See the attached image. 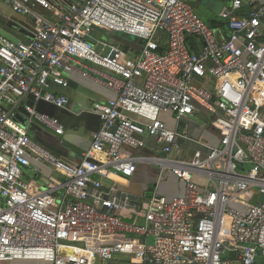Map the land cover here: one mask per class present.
Returning <instances> with one entry per match:
<instances>
[{"label":"built area","instance_id":"built-area-1","mask_svg":"<svg viewBox=\"0 0 264 264\" xmlns=\"http://www.w3.org/2000/svg\"><path fill=\"white\" fill-rule=\"evenodd\" d=\"M4 1L27 17L21 26L28 36L13 34L14 42L0 34V263L128 257L136 264H264V99L254 95L264 91V0H231L220 12L227 36L218 38L185 0ZM96 28L141 38V48L130 55L102 43L97 52L87 40ZM72 73L115 94L94 106L100 125L76 164L28 134L32 120L63 134L61 121L36 104L64 108L68 99L50 83L66 87ZM19 106L28 116L23 126ZM201 112L216 145L182 127ZM145 136L159 154H121L126 146L143 148ZM180 141L193 147L192 156L176 154ZM32 162L63 180L31 192L22 167ZM138 163L158 167L143 202L102 180L128 179ZM168 173L184 184L182 195L159 192Z\"/></svg>","mask_w":264,"mask_h":264},{"label":"crops","instance_id":"crops-1","mask_svg":"<svg viewBox=\"0 0 264 264\" xmlns=\"http://www.w3.org/2000/svg\"><path fill=\"white\" fill-rule=\"evenodd\" d=\"M196 4H203L205 7L215 12H221L229 6L227 0H196ZM6 5V6H5ZM41 17H47L49 20H54L52 16L42 10L37 9ZM219 14V13H218ZM19 14L15 13L4 0H0V30H8L11 34L27 37L26 30L17 24L20 20ZM24 19V18H23ZM24 30V33L16 30V27ZM23 25V24H22ZM223 30L221 33L227 36L226 24H221ZM219 26V25H218ZM102 29H96L100 32ZM126 37V36H125ZM131 41V40H130ZM190 48L197 50V42L193 39H188ZM195 44V46H194ZM135 45H138L137 43ZM191 49V50H192ZM133 53H128L133 55ZM88 66L92 64L85 63ZM68 85L66 87L57 86L50 83V88L59 95H64L68 102L64 108H57L52 104L38 102L36 108L39 112L46 113L52 117L58 118L64 126L63 134L56 135L52 131L43 127L36 120H32L28 124V134L38 144L46 148L48 151L56 154L62 160L76 164L83 152L88 150L91 143V135L97 131L100 125L99 117L93 112L94 106L103 105L107 100L114 98L115 94L97 81L80 76L77 73L68 75ZM26 103H32V98H28ZM17 119L16 123L19 126L27 124V113L23 106L16 108ZM205 112L195 114L192 118H186L182 122V127L190 134L196 136L200 140L210 143L216 142V136L213 130L209 127L210 118ZM209 120V121H208ZM169 127H173L172 121L166 120ZM145 146L143 148L134 149L131 147H123L121 154L123 156L135 155H157L159 154V146L155 141L147 136L143 137ZM193 147L186 141H180V151L177 155L185 157L192 156ZM156 153V154H155ZM104 156V155H101ZM154 165L147 163H138L135 174L128 178H114L116 181L102 179L106 184L117 183L120 190L137 197L141 202L145 201L149 182L155 178L158 169L153 168ZM23 180L26 182L28 189L31 192L43 190L47 182L50 180L62 181L63 176L56 172L51 166L45 163L32 162L31 166L22 168ZM157 172V173H156ZM168 185L160 186L159 192L168 198L180 196L184 192V184L172 175H169ZM61 192V189L57 193ZM151 193V191H150ZM107 237L101 236V240L105 241ZM95 241L94 237L90 239ZM122 261L128 260V257H120ZM114 261V260H113ZM112 264L111 261L106 264ZM130 264H136L129 261Z\"/></svg>","mask_w":264,"mask_h":264},{"label":"rangeland","instance_id":"rangeland-1","mask_svg":"<svg viewBox=\"0 0 264 264\" xmlns=\"http://www.w3.org/2000/svg\"><path fill=\"white\" fill-rule=\"evenodd\" d=\"M185 1L192 6L194 12L197 14V16L206 25H208V26H210V27H212L214 29L215 35L218 38V34L221 33L222 30H223V28L221 27L222 26L221 24L225 23V21L220 16V12H215L213 10H210L209 8H207V6L205 7V5H203V4H199L198 5V4H196L197 3L196 0H185ZM227 2L229 4L231 2V0H227ZM18 16H20L19 17L20 21L17 24L18 25L19 24H21V25L22 24H26L27 17L22 16V15H18ZM18 25L15 26L16 30L19 31V32L24 33V30L21 29V28H18ZM87 40L94 46V48L97 50V52H101L102 47H103L102 43L114 44L117 47H119L120 49H122V50H124L125 52H128V53H133V52L136 53L141 48V45H139L140 46L139 48L137 47V45H135L136 44V39L135 38H133V37H125V36H123V35H121L119 33L110 32V31L105 30V29L100 30V32H97L96 30H94L91 33V35L87 38ZM102 52L103 53L108 52V48H104ZM206 82L207 83L211 82L212 85L216 84V82H215V80L213 78H209V79L208 78H203L202 79V83L204 84ZM256 97L259 98V99H264V92L261 94V96H256ZM259 115H260V118L264 120V105L259 109ZM213 144L216 145V142H214ZM153 168L158 169V167L155 166V165L153 166ZM169 175H170L169 173L165 175L164 180H166V181L162 182L161 188L165 187V185H168L167 182H168L169 177H170ZM156 177H157V174H156L155 178L152 179L149 182L148 189H147V191L145 193L146 196L149 195L150 191L153 189ZM57 196L58 197L62 196V192L57 193ZM261 200H264V196H262ZM226 225H227V222H226ZM225 226H224L223 231H225ZM148 241H151V239L149 238ZM70 252H72V251H70ZM70 252L67 251V253H70ZM111 263L112 264H128V263H125V260L122 261V259L120 257H116L114 261H111ZM0 264H51V263L44 262V261H33V260H14V261L1 262ZM108 264H110V263H108Z\"/></svg>","mask_w":264,"mask_h":264},{"label":"water","instance_id":"water-1","mask_svg":"<svg viewBox=\"0 0 264 264\" xmlns=\"http://www.w3.org/2000/svg\"><path fill=\"white\" fill-rule=\"evenodd\" d=\"M96 29H99V28H96ZM96 29H95V30H96ZM114 33H117V32H114ZM0 34H1L2 36L7 37L8 39H10V40H12V41H14V42H18V41H19L18 38H17L16 36H14L13 34H11L8 30L6 31L5 29H1V30H0ZM121 35L126 36V37H133V36H130V35H128V34H121ZM133 38L136 39V43H137L138 45H141V43H142V39H141V38H136V37H133Z\"/></svg>","mask_w":264,"mask_h":264},{"label":"bare ground","instance_id":"bare-ground-1","mask_svg":"<svg viewBox=\"0 0 264 264\" xmlns=\"http://www.w3.org/2000/svg\"><path fill=\"white\" fill-rule=\"evenodd\" d=\"M264 91H262V92H258V91H256V90H254V95L255 96H261V94L263 93Z\"/></svg>","mask_w":264,"mask_h":264},{"label":"trees","instance_id":"trees-1","mask_svg":"<svg viewBox=\"0 0 264 264\" xmlns=\"http://www.w3.org/2000/svg\"><path fill=\"white\" fill-rule=\"evenodd\" d=\"M137 47L139 48L140 46H139V45H137ZM138 48H137V49H138ZM69 254L71 255V253H69ZM125 263H128V264H130L128 260H125Z\"/></svg>","mask_w":264,"mask_h":264}]
</instances>
